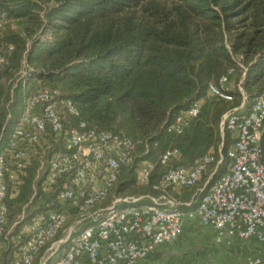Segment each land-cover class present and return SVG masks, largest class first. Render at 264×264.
<instances>
[{"label": "trees", "instance_id": "trees-1", "mask_svg": "<svg viewBox=\"0 0 264 264\" xmlns=\"http://www.w3.org/2000/svg\"><path fill=\"white\" fill-rule=\"evenodd\" d=\"M0 56L7 59L0 69V157L9 161L26 101L59 89L78 113L61 110L66 128L84 123L139 142L135 162L122 169L106 204L112 196L145 197L121 207H148L154 205L148 197L167 194L177 210L197 212L232 166L237 135L227 127L222 132L224 116H247L264 100V0H0ZM225 76L231 85L222 86ZM212 86L232 100L213 95ZM194 104L199 115L182 134L169 133ZM260 145L264 163V132ZM55 152L51 146L41 157L32 154L17 184L8 180L11 237L57 207L43 193L39 172ZM207 156L214 161L196 187L162 188L170 171L194 168ZM143 161L154 164L147 185L137 182ZM15 253L2 254L1 264H11Z\"/></svg>", "mask_w": 264, "mask_h": 264}, {"label": "built area", "instance_id": "built-area-1", "mask_svg": "<svg viewBox=\"0 0 264 264\" xmlns=\"http://www.w3.org/2000/svg\"><path fill=\"white\" fill-rule=\"evenodd\" d=\"M6 63L7 59L0 56V69ZM229 82L230 76L221 80L222 86ZM211 92L232 100L216 87L212 86ZM62 109L78 114L72 101L62 99L59 89L45 88L30 97L10 142L9 161L0 157L1 243L10 233L8 180L17 184L18 172L27 167L32 154L41 157L51 146L56 149L39 172L45 173L43 193L54 196L51 206L57 207L35 216L16 238L19 245L11 264H35L38 259L39 264H142L161 247L175 243L183 233L185 213L176 209L179 203L167 194L148 197L154 203L148 207H121L145 197L115 198L106 204L122 169L135 162L139 142L88 129L84 123L68 129L61 119ZM199 113L200 106L194 104L176 118L168 132L182 134ZM225 127L237 135L229 154L232 166L203 196L197 213L202 225L214 228L220 237L254 239L264 244V163L260 145L264 100L259 99L247 116L226 114L222 132ZM176 154L167 152L162 163ZM213 161L207 156L194 168L170 171L162 188L196 187ZM138 166L137 182L147 185L154 164L143 161ZM22 235L26 241L21 244Z\"/></svg>", "mask_w": 264, "mask_h": 264}, {"label": "crops", "instance_id": "crops-1", "mask_svg": "<svg viewBox=\"0 0 264 264\" xmlns=\"http://www.w3.org/2000/svg\"><path fill=\"white\" fill-rule=\"evenodd\" d=\"M256 260L264 264L262 242L220 237L214 228L202 225L197 212H191L185 213L179 239L161 247L142 264H257Z\"/></svg>", "mask_w": 264, "mask_h": 264}, {"label": "rangeland", "instance_id": "rangeland-1", "mask_svg": "<svg viewBox=\"0 0 264 264\" xmlns=\"http://www.w3.org/2000/svg\"><path fill=\"white\" fill-rule=\"evenodd\" d=\"M233 81V80H232ZM211 177V176H210ZM115 198H122V197H111L110 198V202H112ZM10 223V221H8ZM16 227V224L11 225L8 224V230L10 231V233L8 234V238L7 240H3V242L0 243V264L2 262V254H4L6 251H13L14 253L17 251V240L16 238H14V236H10L12 234V232L14 231V228ZM39 264V259L35 262V264Z\"/></svg>", "mask_w": 264, "mask_h": 264}]
</instances>
